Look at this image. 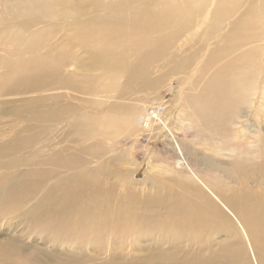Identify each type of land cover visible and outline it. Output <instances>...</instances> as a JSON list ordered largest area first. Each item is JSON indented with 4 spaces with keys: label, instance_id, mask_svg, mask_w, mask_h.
Listing matches in <instances>:
<instances>
[{
    "label": "bare ground",
    "instance_id": "1",
    "mask_svg": "<svg viewBox=\"0 0 264 264\" xmlns=\"http://www.w3.org/2000/svg\"><path fill=\"white\" fill-rule=\"evenodd\" d=\"M186 34L195 47L167 71L189 72L216 38L195 65L218 66L202 89L182 100L180 89L172 118L159 106L136 107L134 98L123 103L126 87L152 74L161 57L177 56L171 46ZM243 43L247 50L236 55ZM0 69V90L37 91L25 103H39L30 110L35 136L22 126L0 139V220L16 218L37 248L9 236L0 240V264H58L61 252L70 254L63 264H92L79 257L90 250L108 258L95 264H252L247 248L254 264H264L263 163L236 154L222 169L215 144L195 160L204 166L199 176L187 150L185 175L165 188L160 174L135 180L123 155H113L114 169L103 155L142 127L220 132L229 150L239 148L245 109L264 92V0H0ZM165 73L145 88L157 87ZM99 95L115 100L100 108ZM246 180L259 191L231 185ZM138 185L151 190L142 195Z\"/></svg>",
    "mask_w": 264,
    "mask_h": 264
},
{
    "label": "rangeland",
    "instance_id": "2",
    "mask_svg": "<svg viewBox=\"0 0 264 264\" xmlns=\"http://www.w3.org/2000/svg\"><path fill=\"white\" fill-rule=\"evenodd\" d=\"M240 13H242V10H240L236 15H240ZM205 21H207L206 18ZM231 23L232 18L223 22L221 24L222 30L220 33L227 32ZM203 27L204 25H202L197 32H201ZM190 40L191 36H188L186 34L181 39L172 44L170 49L171 53L175 52L177 56L171 57L170 59L169 57H167L164 61L163 57H161L156 67H154L152 74L144 76L142 79H140L139 83L134 84V86L132 83L131 85L126 87V96H123L124 99L122 100V102L133 103L132 98H134L135 103L133 104H135L136 107H144L146 105L148 107H154L153 109L155 110V107L159 106V109L164 111V116L169 118L174 117L176 109L171 113L168 111L172 110V108H175V105L180 102L178 100V91L180 89L182 91L181 100L186 94H194L199 92L209 80L212 70L218 68L216 63L209 64L207 67L203 66L204 63L202 65L199 64L200 67L195 66L197 63L205 61L210 47H212L211 45L216 44L217 39L213 38L207 41L203 50L199 51L196 54L195 59H197V62L194 65L188 67L189 72L187 71V73L178 72L171 74L169 71H167V63H171L172 60L177 59L176 57H180L182 53L186 54V51L192 50L195 47L196 41L193 42L192 40ZM50 45H52V42L47 43L45 46L50 47ZM246 50L247 43H243L234 53L236 55H239L241 52H245ZM74 53L76 56L85 57L84 49L76 48L74 49ZM234 53L233 55H235ZM0 71L2 70L0 69ZM62 71H64V69ZM163 73H165L164 79L161 83H159V85H157V87L148 88L149 90L145 88V84H147L151 78L156 79ZM62 74L64 75L65 73ZM259 75L260 74H257L253 78L251 75V82L253 79L260 80ZM184 76L190 77V84H186V80L188 79H185ZM145 79L147 80L145 81ZM122 80L123 79H120V81ZM254 94L251 96L252 103H249L251 105H249V107L245 109V111L247 112L246 122L245 116L241 119V122L243 124V132L242 134H240L241 137L238 141V143L240 144L239 148L229 150L230 142L228 143V137H226V135L224 134H220V132L217 135H211L210 137H208L207 132L199 131L198 129L197 131L195 128H189L188 131L186 130L187 133L185 131L183 132L184 134L182 132H179V134H175V131H169L167 126L164 129L159 128L154 131H149L147 127H142L139 128L137 132H134L131 135L125 133L123 136H119L118 140H122V145L120 144L119 146V144H117L114 147L111 146L113 148L106 145L105 149H107V151L103 155L107 160V164L111 166V169H114V166H120L117 161L113 160V155H123V160L125 162L123 163V167H128V169H131V171L133 170L135 180L143 179L147 171L151 176L160 174L156 177L162 181V184L165 186V188H169L172 186L171 181H173V179H178L180 176L185 175L187 166L185 156L187 154V150L189 151L190 155L189 157L186 156L187 159L192 158V160H194L193 165H191V163L189 166H191L193 172L199 176L204 175V166L196 163L195 160L198 159L200 162V156H204L207 154L210 155V152L206 149L208 147H213L215 144L218 145L221 149L220 153L217 155V157L215 156V158L220 161L219 163L220 165H222V169L225 168L227 170V167L229 168L228 163L231 162L232 157H235L236 154L238 156L241 155L242 157H244L247 163L253 164L256 162H261L264 164V92L258 91ZM37 96V91H24L21 93L18 91L14 92L12 90H0V139H2V137H4L5 135H11V132L15 130H23L22 126L27 129L21 131L22 134H26L29 136L36 135V129H38V127L36 126L38 122L36 121L34 115L30 110L31 108H34V106L36 107V109H38L39 103L37 102L36 104L31 103L27 105L25 102L29 99H35L37 98ZM94 99H100L104 101L100 108L105 107L109 101L113 102L115 100L112 98V101L111 98H108L105 95L104 97L102 95L95 96ZM108 99L109 101H107ZM149 111H151V109ZM26 118L31 122V126L29 127H27V124H25L24 120H26ZM171 121H173V119H171ZM214 136H219L220 138L216 139ZM208 139L209 143L207 144L205 142H208ZM200 141L203 143H201ZM183 171L184 173H182ZM196 178L197 177L195 176L194 179L196 180ZM112 180L113 178L109 181L111 182ZM220 183L223 184L221 180ZM231 185L232 187H237V189H243L246 191H259L258 187L253 186V184H251L250 181L247 180L244 184V187L241 186V184L234 185L233 183H231ZM142 186L144 185L139 186V191L142 195L151 190H147L148 187L146 185L144 189ZM143 190L146 192L143 193ZM4 222L7 223L4 224ZM16 224H18L16 218L0 220V240H3L9 236L19 237L25 241L27 247L30 248L29 250L31 252H34V250L37 248L35 235L32 233H21V227ZM16 230L18 231V233ZM219 239H221V236L219 237ZM138 240L142 241L141 238H139ZM91 249L94 250L93 248ZM69 251H71V253L73 252V250L71 249H69ZM93 252L94 253H92L91 250L90 252H83V254L79 257H86L89 261H91L92 264H95V262L99 261L104 262L108 259L101 253H98L96 251ZM247 252L248 255H250L249 259L251 263L254 264L253 258H251L252 253L248 248ZM55 256L59 259L58 264H63L64 261L68 259L70 254L61 252L56 254ZM52 263L55 262L53 261Z\"/></svg>",
    "mask_w": 264,
    "mask_h": 264
}]
</instances>
